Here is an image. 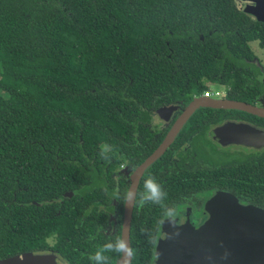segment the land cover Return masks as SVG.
Segmentation results:
<instances>
[{
	"label": "trees",
	"instance_id": "obj_1",
	"mask_svg": "<svg viewBox=\"0 0 264 264\" xmlns=\"http://www.w3.org/2000/svg\"><path fill=\"white\" fill-rule=\"evenodd\" d=\"M253 41L264 48V23L234 0H0V260L41 252L93 264L89 256L120 236V169L161 142L152 113L188 106L211 84L239 101L260 96ZM160 162L137 193L154 177L172 208L191 176L167 179ZM256 168L225 189L254 192L264 208V164ZM195 177L202 191L208 179ZM117 189L121 203L110 206ZM164 217L159 205L135 204L132 264L151 262ZM105 255L109 264L121 257Z\"/></svg>",
	"mask_w": 264,
	"mask_h": 264
},
{
	"label": "flooded vegetation",
	"instance_id": "obj_2",
	"mask_svg": "<svg viewBox=\"0 0 264 264\" xmlns=\"http://www.w3.org/2000/svg\"><path fill=\"white\" fill-rule=\"evenodd\" d=\"M245 1L251 3L253 0H238L239 6H244V4L249 5ZM255 1L260 2L262 0ZM254 62L260 67L262 71L260 79L263 80L264 67L257 57ZM206 99H210V102L219 100L239 101V99L236 100L231 98L228 89H226L223 98L214 97ZM239 102H245L259 108H264L260 103L264 102V82L263 92L260 96H254L250 98L249 101L243 100ZM171 107L175 109L171 112L156 111L152 113L147 121L154 134V143L161 140L154 151L163 143L169 131L183 115L187 106L182 108L181 106L171 105L168 108ZM191 125H193V129H196L195 131H190ZM187 126L189 127L186 131ZM257 129L264 131V116L254 114L253 112L231 108L214 109L210 107H201L193 112L192 116L187 120L184 127L177 134L165 153L153 164L155 165L161 161L160 171L163 170L161 173H165V175L169 176L167 179L178 181L175 177L176 175L180 178H184L187 174L191 176V178H189L190 181L183 184L181 202L172 207L176 210L177 216L182 211H187L189 219L193 221L195 225L203 223L207 220V216L204 212L206 201L216 191H224L233 194L240 204H250L264 209L254 202L256 199V194L254 192L243 191L241 189H236L235 192L225 189L227 186V179H232L233 177L240 179L244 173V169L248 168L254 170L256 167L264 164V135L257 134V132H255ZM164 133L165 135L163 138L159 139ZM224 155L225 158L230 156V159L224 160ZM141 164L133 169L130 162H128L120 169L119 172H121L124 177L123 181L127 191H129L131 186L132 175ZM257 170L258 168L255 169V171ZM196 172L204 173L208 179V185L205 189H202V191H199L195 184ZM118 186L119 185H115L114 187L117 188ZM116 191L114 195L108 196L111 199L110 206H119L121 203L122 191L118 189ZM100 209L106 210L105 205H101ZM166 218L165 216L162 221ZM110 221V230L112 233H115V228L118 226L119 220L113 216ZM123 222L124 210L120 236L122 234Z\"/></svg>",
	"mask_w": 264,
	"mask_h": 264
},
{
	"label": "water",
	"instance_id": "obj_3",
	"mask_svg": "<svg viewBox=\"0 0 264 264\" xmlns=\"http://www.w3.org/2000/svg\"><path fill=\"white\" fill-rule=\"evenodd\" d=\"M237 8L252 19L264 23V0H253L249 5ZM264 82V78L262 80ZM201 107L214 109L228 108L253 112L264 116V108L239 101H212L203 97L195 98L185 108L183 115L169 131L165 140L134 172L129 190L137 193L145 171L167 150L177 134L182 130L193 112ZM175 108H165L161 112H171ZM264 135L263 130H255ZM68 192L61 199L70 198ZM134 206L124 208V222L121 236L130 245V232ZM204 212L207 220L195 225L182 211L174 223L168 218L161 222L153 257L149 264H264V209L240 204L237 198L224 191L214 192L206 201ZM131 247V245H130ZM133 255L121 256L117 264H132ZM0 264H67L53 253L31 252L0 260Z\"/></svg>",
	"mask_w": 264,
	"mask_h": 264
},
{
	"label": "clouds",
	"instance_id": "obj_4",
	"mask_svg": "<svg viewBox=\"0 0 264 264\" xmlns=\"http://www.w3.org/2000/svg\"><path fill=\"white\" fill-rule=\"evenodd\" d=\"M110 150V146L102 145L100 153L102 158L109 160L108 153ZM143 189L144 191L142 193H136L132 190L127 191L124 197L125 204L135 206L138 202L139 205L143 207L146 203L150 202L152 204L159 205L164 208L165 216L168 218L169 223H174L177 212L174 208L166 205L165 202L167 200L168 193L164 187L158 183L154 177H149L144 180ZM91 238L94 239V237ZM149 242H151V239ZM109 252L120 254L123 257H130L134 255L128 241H126L122 236H117L115 240H110L99 247L94 254L89 256V260L92 261L93 264H109V257L105 255V253Z\"/></svg>",
	"mask_w": 264,
	"mask_h": 264
},
{
	"label": "rangeland",
	"instance_id": "obj_5",
	"mask_svg": "<svg viewBox=\"0 0 264 264\" xmlns=\"http://www.w3.org/2000/svg\"><path fill=\"white\" fill-rule=\"evenodd\" d=\"M251 49L254 51L256 57L258 58L259 62L261 61L262 66L264 67V48L259 44L258 41H253L250 43ZM210 90L214 91L215 93H218L217 96H215V98H223L225 96L226 93V87L224 86H219L216 84H211L210 85ZM44 101H46V99H44ZM264 107V102H260ZM230 156L225 158L224 155V160H229Z\"/></svg>",
	"mask_w": 264,
	"mask_h": 264
},
{
	"label": "built area",
	"instance_id": "obj_6",
	"mask_svg": "<svg viewBox=\"0 0 264 264\" xmlns=\"http://www.w3.org/2000/svg\"><path fill=\"white\" fill-rule=\"evenodd\" d=\"M218 95V93H215L214 91H212V90H208V91H206L203 95H202V97L203 98H214L215 96H217Z\"/></svg>",
	"mask_w": 264,
	"mask_h": 264
}]
</instances>
